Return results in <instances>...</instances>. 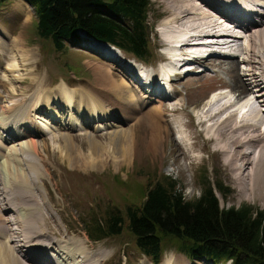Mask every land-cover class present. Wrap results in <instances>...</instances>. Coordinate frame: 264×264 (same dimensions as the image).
I'll use <instances>...</instances> for the list:
<instances>
[{"label": "rangeland", "instance_id": "374dc122", "mask_svg": "<svg viewBox=\"0 0 264 264\" xmlns=\"http://www.w3.org/2000/svg\"><path fill=\"white\" fill-rule=\"evenodd\" d=\"M151 2L152 5L150 12V21L152 23V26L154 27V33L152 34L150 39L151 43L149 44V47L151 48V51L148 59L150 61V64H153V69H151V71L155 72L158 63H160L159 65L168 63L167 61L161 62V60L165 56V53L167 52V49L169 50L168 47H165L164 49L159 48L158 45L165 46L161 38L165 37L166 35L172 34L173 29L176 27H166V23L168 24L172 20L171 12H169V9L171 8L169 6L174 3L170 4L166 2V0H151ZM175 2H178V0ZM20 3L26 4L23 0H0V30H3L4 33L1 34L8 35H5L6 37H4L0 34V102L2 103H0V114L2 110H7L13 107H9V105L12 104V102L10 101L13 100L12 96L14 93L17 97H19L20 88L22 89V91L28 92L26 96L34 94L36 89L34 87L38 84L37 81H39L42 86H39L41 87V94H47L52 90H56V86L62 80L64 82H67L68 85L72 88L75 87L78 93H83V91L92 92L95 88H97V90H94V92L98 93V91L103 90L102 86H106V90L112 89L111 84H115L113 86H118V89L122 91L123 88L121 84L125 83L123 82L121 73L117 69H111L108 63L105 62L107 60L93 50L94 47L97 48L96 43H87V41H84L82 45H68L67 49H65L63 52H58L49 40L42 39L39 36L37 30L38 20L36 14L33 11V8L31 9V7L27 6V9ZM185 4L191 5L190 1L185 2ZM192 6L195 9H201V7L199 5L197 6L196 3L192 4ZM194 18V20L192 19L193 21H190V18L188 19L189 27H187L195 32L199 29L203 30L200 32V35L204 41L206 38H204L203 35L212 33V29L214 28H212L211 26L213 25H205V22L203 20H200L201 18H198V15L196 13L194 14ZM201 22H203L204 25ZM193 23H195L196 25ZM157 27H160L159 33ZM215 30L223 36L219 41L220 43L223 44V42H230L228 39L224 38V31L221 27H217L214 29V31ZM202 32L204 33L202 34ZM249 37H252V35H249ZM253 38L256 37L253 36L251 39ZM211 40L213 41V39ZM242 40L245 41L244 39ZM155 42L158 43V45H155L157 46V48H154ZM92 44H94V46H92ZM246 44H248L247 41ZM240 45L244 47V44L242 42H240ZM227 47L228 46H224L222 49L218 47H212L213 50H217V53L220 49L222 50L221 53L211 54L217 55L216 57H214L216 59L211 60L212 64H204L202 62L196 63L194 61H185L179 64L178 70L180 71L186 69L185 67H182V64L186 63L193 64L195 70V72L187 73L188 75L183 74L180 79L175 78L170 81L163 75L159 78L156 85H159L163 90H168L169 92L173 93V90L175 88L179 89V93L176 98H172L170 101L171 103L168 105V107L173 106L176 109L167 108L164 110L163 114H156L153 118H151L149 115L150 112H144L146 111V109L144 111H140L138 108L135 109L133 105V107H130L133 113L132 119L127 120V125L121 124L125 129L117 130V127L114 129L111 128L103 133H98L97 135L96 132H94L97 144H99V149H102V151H108L107 157L109 156V159L106 158L107 163L104 164V166H99L98 164H96L95 167L91 166L86 168L84 167V165L87 163L84 164V162H81L76 158L78 154L82 156H89L91 155V152H93L92 150H94V148H91V146H89L91 142L89 141V139L93 138L92 133L81 136H74L72 133L62 130L60 131L61 134H57V139L53 137L50 140H42L41 138H36V142L38 144L40 152L39 154L42 158L36 156L31 151L28 152L29 154H27V156H23L22 154H20L18 158L15 156V152L9 154L8 156L4 154V157L0 159V162L2 163H0V170L2 172L0 173V184L2 183L0 185V193L2 194V186L4 185L9 186V190L13 189L12 191L14 194V198L16 199L17 204H19L21 207L18 213L20 217L31 216L34 214V212L32 211L33 209L24 201V195H26L27 192L32 191L27 187L21 186V183H16L18 179L15 178L19 177L22 178L21 180L26 181L25 176L31 175L32 173L35 175L34 179L37 180V184L32 186L33 188H35L33 190V193L38 202L43 205L39 208V210H42L41 212H43L45 216L41 218L39 214L33 215L39 221L37 222V224H34V232H31L29 236L32 235L33 237H38L39 234H33H35V230L37 228L42 227L40 229L41 231L49 230V232L53 234L48 235L43 232L44 235L43 238L40 239L41 242L44 241L46 237H56L58 235L66 240L65 243L72 241V239L84 241V243H86V246H94L92 255L99 253V258L104 261L102 263L100 262L99 264H142V260H147V263L145 264H155L149 258H147L134 244L135 241L133 236L129 233L128 229L125 228L126 224H124L122 234L115 237H109L95 243H92L94 241L91 242V240L89 241V243L85 238L87 237V235L84 230V225L85 222L90 223L89 226L94 225L96 220L102 217L105 214L106 209L109 207H112L115 210H119V212L121 211L124 216V213L129 206L138 207L140 203L144 201L146 192L150 185L168 176L173 177L179 182V185L181 186L179 188H183L184 195L187 197V199H194L195 197H198L201 194V190L204 188L205 180L210 177L209 180H212V182L214 183L217 181L222 182L223 185L226 186L229 190L228 196L226 198L218 193L222 206L239 207L243 204H248L255 207L257 211L264 212V203L262 201L251 199V196L248 193L247 195L244 194V188L243 190H241V186L239 185V183L241 184L240 181L242 179H240V173L232 172V169H230L231 167L229 166V158H224L226 154L215 147V143L212 142V144H210V142H207L202 137L201 133H203L204 137L209 138L211 132H215V126L219 122L217 123L215 121L216 119H213L211 121L208 120L207 124L213 125L209 126L210 128L207 129V124L204 126L196 125L195 116L198 115L200 111L202 113L201 119L204 120L203 117L206 114H213V112L210 110H215L216 113L219 112L220 109H222V114L220 113L221 115H218L217 119H221L220 117H222L223 119L225 115L229 117L233 113L236 114V108H232L239 101L244 100L245 98H242L239 95L242 91V88L244 89L243 85L246 84L241 81V89H239L238 86H235L234 80L235 78H240V69L242 71L243 69L247 67L250 68L252 66L246 65L242 62V59L244 57V59H247L245 53L241 54V52H238V49L236 47ZM13 49H17L19 53L23 55L25 54L28 56H32L33 58L28 57L30 60L35 59L32 63V66L29 67L27 63L28 61L26 62V64L28 65L27 66L22 64L21 60L23 61V59H16L14 57L15 50L13 52ZM208 49L199 47L197 51H201V53H209L212 49ZM156 52H158V56L156 55ZM227 53H234L235 56H225V54ZM122 54H120V56L128 59L130 62L135 64L137 72H140V68H142L140 65H143L144 63L140 62L132 54L123 52ZM232 58L238 60L234 61L238 63V67H235V69L227 68L226 63L222 62V60L228 61ZM111 64L115 65V67L117 68L116 61ZM11 65H13V67H9V71L6 72V69L4 70V67H8ZM18 68L22 70L16 72ZM255 70L256 73L260 74L259 65L256 66ZM109 71L113 73L116 79H118V82L113 81L112 74ZM143 73L144 78L147 77L148 74L146 73L148 72L144 71ZM8 74L11 76L12 74H14L15 76L20 75V78L23 77L27 79L24 80L18 79L15 76H9L13 80L12 81L10 79L11 81L9 82L8 79L5 80L4 78V75L8 76ZM104 76H106L107 79H104ZM260 79H262L261 75ZM16 80L18 82H15ZM144 81L145 79H141V81H137L138 84H136L139 88L140 93L142 94L144 93V90H140V86L144 84ZM22 82L24 83L22 84ZM15 87L18 88V91ZM221 87H223L224 90ZM40 89H38V91ZM87 92L86 94H88ZM213 92H223L225 93L223 96H228L226 98L220 96L218 98H215L214 101L212 97L211 100H209ZM105 93H109V91H103V94ZM235 97L236 99L233 100ZM104 98L105 97H103L101 94V103H103L102 100H104ZM31 101L27 104V106H31ZM104 101L107 105L110 104L106 98ZM210 101L214 102L213 105L215 108L212 105H209ZM245 101L246 103L249 102L247 100ZM215 102L217 103L215 104ZM152 103L154 105H157V108L161 106V101L158 98L152 99L147 106H150ZM15 104L16 103H14L13 105ZM174 104L176 106H174ZM230 104L232 108L229 109L230 113L228 115L223 110H226ZM204 106L206 107L203 110ZM24 107L25 106L20 108ZM44 108L46 109V106ZM208 109H210V112L208 111ZM47 111H49L50 114V110L48 109V107ZM63 111H65V114H63V118L65 117L68 119V117L66 116H70L69 110L65 108V110ZM170 113L178 116L179 119L176 116L171 115ZM45 116L48 122L42 121L40 118H36L37 121L42 123L41 126H43L45 129H47V127H49L50 129L51 127H60V121L57 120L53 123L54 119L52 118V115L48 116V114H45ZM125 117L128 118V116ZM73 118L74 120H76L75 115H73ZM114 123L118 122L115 121ZM155 123L159 125L157 127L161 129L162 133H159L160 131L154 129L153 125ZM214 127L215 129H213ZM176 129H180L183 131L182 135L184 137L182 139V144H180L176 140ZM89 130L92 131V127H89ZM252 130L254 131L251 132V135L253 137H262L261 135L264 134V131L258 132L255 131V129ZM115 133L118 136L116 140L114 137V135H116ZM158 133L160 134V136L157 144L155 145L151 143L150 140L153 135H157ZM120 134H124V137L129 136L128 138H130L131 143L129 140V142L127 141V143H125L123 141L124 137H121L123 135ZM60 135L61 138L67 139L68 136H70V138L72 139L71 142L73 143L72 147L74 149L73 155L71 154L69 149L65 148L66 146H63V143L59 140L61 138L58 139ZM117 142H119V145L116 144ZM11 144L12 148H17L18 151L20 150V146L23 145L19 144L18 140H13ZM121 145L124 147H128L126 149L130 150V152H127L121 148L124 152L120 153ZM58 148H60L61 150H57ZM113 150L116 152L114 154L122 161L121 163L112 162L114 161L113 159L115 157V155L112 153ZM215 150H219L221 153L218 152V154H214L213 151ZM247 150L250 153H253L254 151V149L252 148ZM32 158H35L34 161ZM68 158H72L76 161L75 166H73L72 163L69 164L70 166L68 165ZM22 160L25 163L22 162ZM110 160L112 161L110 162ZM28 161H30V163ZM42 163L44 164V166ZM77 164L80 165L78 166ZM33 165L34 167L35 165L37 166V171L40 173L41 178L37 177L38 175L33 171ZM30 167L33 169L31 170ZM76 167L78 169H76ZM5 168L10 169L9 173H5L4 170H2ZM22 168H24V173L22 172ZM31 176L34 177L33 175ZM13 177L16 181L13 179ZM6 178L7 180H5ZM4 180L8 182L6 183L4 182ZM243 183L245 184L244 181ZM1 194L0 205L2 207V197L4 196L1 197ZM10 200L12 202L14 201L12 197L10 198ZM15 216H17L15 213H11L9 214L8 218H17ZM20 227V225H16L14 227V231L16 232V234H19L21 232ZM68 238L70 241L68 240ZM34 241L36 244L39 242L38 240ZM6 242V244L8 245L9 240L7 239ZM14 244L16 245V242ZM44 244L48 243L45 242ZM67 245L69 246L71 245V243ZM163 259L167 264L168 262H171L170 264H213L211 261H207L205 259H190L187 255L179 251L177 244L173 239H165ZM164 260L162 264H165Z\"/></svg>", "mask_w": 264, "mask_h": 264}, {"label": "bare ground", "instance_id": "6f19581e", "mask_svg": "<svg viewBox=\"0 0 264 264\" xmlns=\"http://www.w3.org/2000/svg\"><path fill=\"white\" fill-rule=\"evenodd\" d=\"M163 1H165V0H163ZM175 1H177V0H170V1L166 0V2H168L170 4L174 3V4H171L172 7L168 5L171 8V9H169V12H171V16H172V18H171L172 20L168 24H170L171 27H173V28L176 27V28L173 29L172 34L167 35V36L163 37V39H162V42L165 44V46H168L169 50L171 51L170 53L166 54L164 56V58L166 59V61H169V65H173V66H169L167 71L162 72L164 76H169L172 79L177 78V75H179L178 66H179V64L185 62L186 60H192L196 63L202 62L204 64H209V63L212 64L211 60L216 59L214 57H216L217 55H211V54L221 53V51H222L221 49L224 46H228L227 48L236 47L238 49V52H241V54L245 53L247 59H244L245 58L244 57L242 59V62L246 65L252 66L250 68L247 67V68L243 69L242 71L240 69L239 70L241 72V74L239 72L240 78H235V80H234L235 86H238L239 89H241V85H240L241 81H243V83L246 84V85H243L244 89L242 88V91L239 95L240 97H242V98L245 97L246 99L244 98V100H241L238 103L236 102L237 106L236 105L234 106V107H236V109H235L237 111L236 114L233 113L229 117L227 115H225L223 117V119H222V117H220L221 119H217V116L222 114L221 113L222 109H220L219 112H216V113H215V110L213 111V110L208 109V111L209 110L212 111L213 114H211V115H209L210 113L206 114L203 117L204 120L201 118H198V125L204 126L208 123L207 122L208 120L211 121L213 119H216L215 121L217 123L219 122L218 124L214 123V124H216V126H215L216 129H215V127L213 128V129H215V132H211L210 136L208 135L209 138L204 137L203 133H201L202 137L207 142H210V144H212V142L215 143V147H217L220 151H222L226 154L224 156V158L225 157L229 158L230 162L229 161L228 162H229V166L231 167L230 169H232V172L240 173V179L241 178L242 179L240 181L241 184L239 183V185L241 186V190H243V188H244V194L247 195V193H248L251 196V199L260 200L264 203V134L261 135L262 137H253L251 135V132H254L252 129H255V131H258V132L264 131V0H214L218 6L220 5V6L224 7L223 10H219L220 13H222V14H220L219 12H216L215 10L208 11L207 9H205L204 4H207V6H210L211 0H188V1H190L191 5L185 4V2H188L187 0H178V2H175ZM194 3H196L197 6L199 5L201 7V9L193 8L192 4H194ZM20 4H22V6H25L26 8L29 7L27 5V3L26 4L20 3ZM210 7L212 8V6H210ZM230 7H232V9H236V8L246 9L248 14L253 15L256 13V14H258L259 18H255L253 15V18H252L253 20L250 18L251 20L249 23H246L244 21L241 22L240 20H237L238 26H233V24H227L229 26V27H227L226 23H229V22H227V19H233V18L238 17V15L236 13L228 11V8H230ZM195 13L198 15V18H201L200 20H203L205 22V25L206 24L207 25H213L211 27L214 29L217 27H221L224 31V38L228 39L231 43L230 42H225V43L223 42V44L220 43L219 41L223 36L218 31H216V30L214 31V29H212L213 30L212 33L203 35V37L206 38L203 41V39L201 38V35H200V32L203 30L199 29L200 26L198 27L199 30L195 29L196 32L191 30L190 28H188L189 27L188 19L190 18L189 20L193 21L195 19L194 18ZM245 21H247V19H245ZM201 23L204 25L203 22H201ZM193 24H195V23H193ZM198 24H199V22H198ZM238 27H241L240 29H242V31H243L242 35H240L236 32L237 31L236 28H238ZM167 30H168V28H167ZM204 32H202V34ZM1 33H3V30L2 31L0 30V34ZM3 34H1V35L6 37L5 35H7V34H5V35H3ZM249 35H252V37L254 36L256 38L251 39L252 37H249ZM211 39H213V41ZM242 39H244L245 41H243ZM246 41L248 42V44H246ZM240 42H242L244 44V47H242L240 45ZM96 45H97V48H95V50L97 52L101 53L104 56L110 55V56H106L107 58H105L107 60L105 62L108 63L109 67L111 69H117L121 73V75L123 77V82L125 83V84H121L122 88H123L122 91H120V89H118V86H113L115 84H111L112 85L111 88L114 89L115 92L112 89L106 90V86H102V84H101L103 90L99 89L100 91H98V93L94 92V90H97V88L93 89L92 92L83 91V93H78L75 87L72 88L71 86L68 85L67 82H64L63 80L60 81V83L56 86V88H57L56 90L53 91L51 89L52 91H50V93H47V94H41L42 91L40 88L42 86H41V83L39 81H37L38 84L34 87V88H36L34 94H32L30 96H26L28 92L22 91V89L20 88L19 97H17L14 93L12 96L13 100L10 101V102H12V104L9 103L10 104L9 107H12V106L13 107L10 109H7V110H2L1 114H0V129H2L4 131V133L6 132L5 136L3 133L0 134V150H3V151H0V159H2L4 157V154L8 156L9 154L14 153V152L16 154V155L15 154L14 155L17 158L20 154H22L23 156H27V154H29L28 153L29 151L33 152L36 156L40 157L39 147H38V144L36 142V138H41L42 140L43 139L44 140H50L53 137V138L57 139V134L58 135H59V133L61 134L60 131L64 130V131H67L69 133H72L74 136H81V135H85L88 133H92L93 138L89 139V141H91L89 146H91V148L92 147L94 148V150H92L93 152H91V155H89V156H82V155L78 154V156L76 158L79 161L84 162V164L87 163V164H85L86 166L84 165V167H86V168L91 167V166L95 167L96 164H98L99 166H102V165L104 166V164L107 163L106 158L109 159V156L107 157L108 151H106V150L102 151V149H99V144H97L96 136L94 135V132H96V135H97L98 133H103V132L109 130V128L111 129L113 127L114 128L117 127V130L118 129H125L122 127L121 124L127 125V120L132 119L133 113H132L130 107L131 106L133 107V105H134L135 109L138 108L140 111H144L146 109V111H144V112H150L149 115L151 118H153L156 114H163L164 110L167 108L168 109H176L173 106L168 107V105L171 102L169 103L166 100L161 101V106L159 108H157V105H154L153 103H152L153 105L151 104V106H146L152 99H155V98H158L161 96H164V97L167 96L165 90L160 89V88L159 89L154 88L156 86V84L158 83L159 75L160 76L162 75V73L160 71L156 72L152 76V78L147 82V85L143 84L142 86H140V88L146 89L148 91L145 94H141L138 86L136 85V84H138L137 80L141 81V75L139 74V72H137L135 64L126 60L125 58L121 57L120 55L116 54L117 50H115L114 48H112L110 46H105L104 44H100V43L96 44ZM195 47H198V48L204 47L207 49L208 48L212 49V47H218L221 49L219 50L218 53H217V50H211L210 49L211 51L207 56H204V55H206V54H204V55H202L203 57H201V53H200L201 51L198 52L197 51L198 48H195ZM233 49H235V48H233ZM14 50L15 49H13V52H14ZM167 51H168V49H167ZM14 53H15L14 57L16 59L17 58L23 59V61L21 60L23 65H27L26 62L28 61L27 63L29 65V67L32 66V63L35 60V59H31V60L29 59L32 56H28L25 54L23 55V54L19 53V51L17 49L15 50ZM18 54H21V55H18ZM32 55H33V53H32ZM225 56L234 57L235 54L234 53H227V54H225ZM109 58H111V59H109ZM114 59L119 62V64L116 65L117 68L115 67V65L111 64V63L115 62ZM234 61H238V60H236L234 58H232L228 61L222 60L223 63L224 62L226 63V67L230 68V69H232V68L235 69V67H238V63L234 62ZM173 62L174 63L176 62L177 65H174ZM257 65H259V67H260V70H259L260 74L256 73L255 68ZM9 67L12 68L13 65L8 66V67H4V70L6 69V72H8ZM182 67H185L187 70H189V72H192L193 71L192 69H194L193 64H191V63L190 64H187V63L182 64ZM19 70H22V69L18 68V70L16 72H18ZM110 73L112 74L113 81L118 82V79H116L114 77L113 73L112 72H110ZM146 74H148V73H146ZM260 75H261L262 79H260ZM9 76H11V75H9V74H8V76L4 75V78H5V80L8 79V81L10 82L12 80L11 77L15 76V75L12 74L11 77H9ZM15 77L18 79H24V80L27 79V78H23V77L20 78L21 77L20 75H16ZM104 79H107L106 76H104ZM15 82H18V81L16 80ZM23 83L24 82H22V84ZM39 86H41V87H39ZM10 89H12V88H10ZM38 89H40V90L38 91ZM16 90L18 91V88H16ZM103 91H105V92L109 91V93L103 94ZM86 92L88 94H86ZM178 93H179V89L175 88L174 89V95L177 96ZM101 94L103 97H105L107 99V101L110 104L111 103H113V104L107 105L104 101L105 98H104V100H102L103 103H101ZM224 94L225 93L220 92V94L215 95L214 99L218 98L220 96H223ZM227 96H223V98H226ZM31 99H32V101H31ZM29 100L32 102L31 106H27V104L30 103ZM245 100H247L249 102L246 103ZM14 103H16V104L13 105ZM216 103L217 102H215V104ZM176 104H178V103H176ZM210 105H212L214 107L213 104H210ZM23 106H25L24 108H28V107L29 108L28 109L20 108ZM45 106H46V109L44 108ZM174 106H176V105L174 104ZM47 107L50 110V114L52 115V118L55 121H57V120L60 121V123H61L60 127H58L56 132L46 133L47 131H44V129L41 126L37 125L35 127V125H34L36 123L35 118H33L35 116V113H37V114L41 113V114H44V116H45V114H48V116H49V111H47ZM65 108H67L69 110L70 117L68 119L65 117L63 118V114H65V111H63V110H65ZM231 108L232 107L230 104L227 107V109L223 110V111H225L229 115V113H230L229 109H231ZM55 112L58 115H56ZM74 113L77 114L76 120H74V118H73ZM113 113L115 115L114 120L105 121V124L100 123V122L97 123L96 129H94V131L89 132L88 129L87 130L85 129L84 121L87 118L89 119V122H91L92 120H95L96 118L101 119L104 117H109ZM125 116H128V118ZM66 117H68V115ZM41 118L45 119L44 117H41ZM115 121H117L118 123H114ZM134 123H135V121H134ZM76 124H79L80 127L82 129L84 128V130H86V131L76 132V129L78 128V125H76ZM155 124L153 125L154 129L160 131L159 133H162L161 129L159 127H157L159 125L158 124L155 125ZM31 125L34 127H32ZM211 125H213V124H207L206 129L210 128L209 126H211ZM149 126H150V124H149ZM101 127H103V129H102L103 131L98 132L97 128H101ZM249 128H251V129H249ZM247 129H249V130H247ZM208 131H209V129H208ZM182 132L183 131H180V129H179L180 137L183 139L184 136L182 135ZM159 133L157 135L152 134L153 136L151 137V140H150L151 143H153L155 145L157 144L159 136H160ZM120 135H123L121 137H124V134H120ZM114 137L116 140L118 138L117 134L114 135ZM128 137L129 136L124 137L123 141L125 143H127L128 140L130 141V138H128ZM59 138H61V135H60V137H58V139ZM13 140H15V141L18 140L19 144H23L20 146L19 151L17 148H12L11 142H13ZM59 140L63 143V146H66L65 147L66 149L70 150L71 154L73 155L74 149L72 147L73 143L71 142L72 139L70 138V136H68L67 139L61 138ZM15 143H17V142H15ZM118 143L119 142H117L116 144H118ZM130 143H131V141H130ZM3 144H5V145H3ZM1 147H2V149H1ZM3 148H5V149H3ZM121 148L127 152H130V150L126 149L128 147H124L121 145L120 153L124 152ZM250 148L254 149L253 153L252 152L250 153L247 150ZM59 149L60 148H58L57 150H59ZM219 150L213 151L214 154H218V152H220ZM115 151H116V148H115ZM115 151L113 150L112 153L113 154L116 153ZM61 152H63V151H61ZM62 155H63V153H62ZM40 158H42V157H40ZM34 159H33V161H34ZM68 159H69L68 165L70 163H72L73 166H75L76 161L72 158H68ZM113 160L114 161L110 160V162L111 161L112 162H119V163L122 162L120 160V158L117 157L116 155H115ZM4 161H6V160H4ZM42 161H43V159H42ZM22 162H24V161L22 160ZM28 162L30 163V161H28ZM5 165H8V164H5ZM16 165H17V163H16ZM226 165H228V164H226ZM23 166H25V165H23ZM43 166H44V164H43ZM2 167H3V165H2ZM33 167H34V165H33ZM15 168H16V166H15ZM72 168H74V167H72ZM79 168H81V167H79ZM22 169H23L22 172L24 173V168H22ZM32 169L33 168H31V170ZM76 169H78V168L76 167ZM2 170H4L5 173L6 172L9 173V171H10L9 168H5ZM28 170H30V169H28ZM33 171L35 172V174L38 175L37 177L41 178L40 173L37 171L36 165H35ZM0 173H2L1 170H0ZM13 173H15V172H13ZM31 175H33L34 177H32ZM31 175L25 176L26 181L21 180L22 178H19L16 176H15L16 177L15 179H18V180L16 181L14 179V177H13V179L16 181V183H21L22 184V185L20 184L21 186L27 187L29 190L32 191V192L25 191V192H27V194L24 195V201L28 206H30L33 209L32 210L34 212L33 215L39 214L40 217L43 218L45 216V214L43 212H41L42 210L41 211L39 210V208L43 205H41V203L38 202L37 198L35 197V195L33 193V190L35 188L32 187V186L37 184V180L34 179L35 178L34 174L31 173ZM4 178H5V176H4ZM7 178H8V175H7ZM7 178L5 180H7ZM5 180H4V182L7 183L8 181H5ZM236 180H238V179H236ZM243 181L245 182V184L243 183ZM8 185H9V183H8ZM2 187H3L2 194L1 193L0 194H1V197L2 196H4V197H2V200H3L2 201L3 202L2 207L0 205V264H26V263H29V264L30 263L31 264H99L100 262L101 263L104 262L101 258H99V253L92 255V252L94 250V246H86V243H84V241H80V240L78 241L75 239H72V241H70L68 238V240L70 242L65 243L66 240L63 237L58 235L56 237H51V236L46 237V238L44 237L45 240L41 242L40 239L43 238V235H44L43 232H45L48 235L53 234V233L49 232V230L48 231H46V230L41 231L40 229L42 227L37 228L35 230V234H33V235L39 234L38 237H33L32 235L29 236V234H31V232H34V230H33V228L35 227L34 224L35 223L37 224V222L39 220L36 219L33 215L20 217L18 213H19L21 207L19 204H17L16 199L14 198V194L12 191L13 189L9 190V186H5V185ZM11 197L14 199L13 202L10 200ZM11 213H15L17 215L15 217H17V218L9 219L8 216ZM34 220H36V221H34ZM16 225L21 226L20 227L21 232L19 234L18 233L16 234V232L14 231V227ZM17 235H18V237H17ZM85 238L87 239L88 242L90 241L88 236ZM7 239L9 240L8 245L6 244ZM86 239H84V240H86ZM34 240H38L39 242L36 244ZM15 242H16V245L14 244ZM45 242H47L48 244H44ZM70 243H71V245L68 246L67 244H70ZM89 243H88V245H89ZM92 243H95V242H92ZM96 245H99V244H96ZM82 248H84V249H82ZM25 260H27V261H25ZM141 263L145 264V263H147V260H145V261L142 260ZM161 263H163V261ZM164 263H165V260H164ZM170 263L171 262H168V264H170ZM165 264H167V263H165ZM175 264H177V263H175Z\"/></svg>", "mask_w": 264, "mask_h": 264}, {"label": "trees", "instance_id": "16d2710c", "mask_svg": "<svg viewBox=\"0 0 264 264\" xmlns=\"http://www.w3.org/2000/svg\"><path fill=\"white\" fill-rule=\"evenodd\" d=\"M26 1L35 7L39 36L57 51L82 41L85 32L147 59L150 0ZM209 179L194 199H187L173 177L158 180L138 207L129 206L124 216L109 207L94 225L85 222V231L99 241L122 234L126 224L134 244L155 264L163 260L165 239H173L190 259L264 264V212L248 204L222 206L218 193L226 198L229 190Z\"/></svg>", "mask_w": 264, "mask_h": 264}]
</instances>
